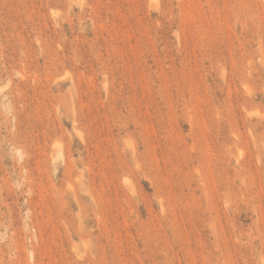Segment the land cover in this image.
Segmentation results:
<instances>
[{"label": "rangeland", "instance_id": "rangeland-1", "mask_svg": "<svg viewBox=\"0 0 264 264\" xmlns=\"http://www.w3.org/2000/svg\"><path fill=\"white\" fill-rule=\"evenodd\" d=\"M0 264H264V0H0Z\"/></svg>", "mask_w": 264, "mask_h": 264}]
</instances>
